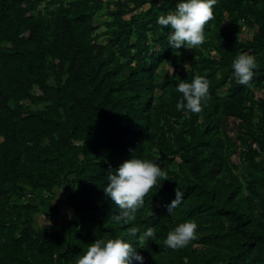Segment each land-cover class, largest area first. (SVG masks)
Here are the masks:
<instances>
[{
    "label": "trees",
    "instance_id": "obj_1",
    "mask_svg": "<svg viewBox=\"0 0 264 264\" xmlns=\"http://www.w3.org/2000/svg\"><path fill=\"white\" fill-rule=\"evenodd\" d=\"M176 3L0 0V264H76L98 237L135 241L133 226L156 233L143 264H264V0H217L195 49L157 23ZM239 53L257 60L250 87L232 76ZM196 75L209 93L189 114L177 83ZM134 155L169 179L125 223L104 187ZM189 220L194 239L166 247Z\"/></svg>",
    "mask_w": 264,
    "mask_h": 264
},
{
    "label": "clouds",
    "instance_id": "obj_2",
    "mask_svg": "<svg viewBox=\"0 0 264 264\" xmlns=\"http://www.w3.org/2000/svg\"><path fill=\"white\" fill-rule=\"evenodd\" d=\"M216 2L217 0H177L175 10L158 16L159 25L171 28L169 45L174 49L182 46L195 49L200 46L205 40V27L214 16ZM184 67L188 71L190 64L185 62ZM231 67L232 76L237 82L250 87L258 67L256 57L249 53H239ZM177 91L182 93V97L176 107L189 114L199 113L208 96L209 83L206 77L196 75L191 80H179ZM161 178L164 181L169 179L161 164L136 155L110 171L104 191L120 209L117 219L125 223L133 220L134 214L144 205L146 195ZM183 199L184 193L177 187L175 197L167 205L168 212L174 214ZM197 227L190 220L177 224L167 233L165 246L173 249L187 246L194 239ZM129 235L137 239L131 241L121 236L98 237L78 257L76 264H143L145 257L138 249L149 239L155 240L156 233L153 227L141 232L133 226L129 229Z\"/></svg>",
    "mask_w": 264,
    "mask_h": 264
},
{
    "label": "rangeland",
    "instance_id": "obj_3",
    "mask_svg": "<svg viewBox=\"0 0 264 264\" xmlns=\"http://www.w3.org/2000/svg\"><path fill=\"white\" fill-rule=\"evenodd\" d=\"M56 6H58V5H56ZM149 6V4L147 3L143 8H147ZM102 29H104V27L103 26H101L100 27V30H102ZM241 31L238 33V36H239V38L241 39V40H243V41H245V40H249L251 37H252V35H253V30H252V28L251 27H248V25L245 23V22H242V27H241ZM252 55H253V53H251ZM226 91L224 90V91H221V93H225ZM264 94V91L263 90H258L257 91V95H263ZM228 129H229V133L231 134V135H235V132L234 131H232V130H230V125L228 126ZM237 142V144H239V141H236ZM233 159L235 160V161H237L238 160V158L237 157H233ZM239 172H243V175H247V174H249L250 172H251V168H249V166L246 164V163H243L242 165H241V168L238 170ZM64 198V197H63ZM258 210L259 211H262L263 210V208L261 207V206H259L258 205Z\"/></svg>",
    "mask_w": 264,
    "mask_h": 264
},
{
    "label": "built area",
    "instance_id": "obj_4",
    "mask_svg": "<svg viewBox=\"0 0 264 264\" xmlns=\"http://www.w3.org/2000/svg\"><path fill=\"white\" fill-rule=\"evenodd\" d=\"M253 146H254L255 148H258L257 143H253Z\"/></svg>",
    "mask_w": 264,
    "mask_h": 264
}]
</instances>
